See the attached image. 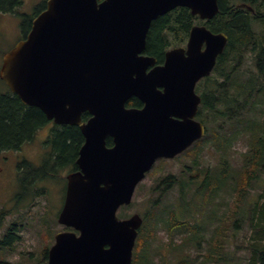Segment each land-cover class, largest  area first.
<instances>
[{
    "label": "water",
    "instance_id": "water-1",
    "mask_svg": "<svg viewBox=\"0 0 264 264\" xmlns=\"http://www.w3.org/2000/svg\"><path fill=\"white\" fill-rule=\"evenodd\" d=\"M176 8L201 20L218 0H47L31 29L2 57L0 79L20 102L85 137L78 172L67 175L59 232L47 264H131L141 219L121 221L138 182L158 158H174L204 135L195 120L196 84L210 75L227 43L223 33L194 26L186 47L143 56L150 25ZM141 109H127L131 98ZM91 116L81 123V115ZM110 135L114 148L98 137Z\"/></svg>",
    "mask_w": 264,
    "mask_h": 264
},
{
    "label": "trees",
    "instance_id": "trees-1",
    "mask_svg": "<svg viewBox=\"0 0 264 264\" xmlns=\"http://www.w3.org/2000/svg\"><path fill=\"white\" fill-rule=\"evenodd\" d=\"M226 1L218 0V14L202 24L213 33L226 34L227 45L212 74L196 86L202 98L197 120L206 129L199 144L203 141L208 147L222 150L223 155L213 171L208 165L202 167L197 160L204 147L196 148L192 166L195 173L201 174V179L196 180L197 177L188 171L187 175L181 173L185 176L182 183L171 182L169 176L162 182L166 186L183 187L176 202L181 211H176V204L171 205L164 211V217L157 212H161L162 206L155 204L152 211L144 215L142 229L146 222L149 225L141 230L132 264H173L168 256L175 257L174 253L182 256L177 255L175 264H220L228 260L227 243L235 240L238 230L249 232L241 244L246 257L239 259V264H264V0H230L252 8L253 14L240 7L234 13L227 8ZM21 3L22 0H0V13L14 12ZM197 20L186 8H177L157 18L150 25L144 53L163 61L169 48L186 41L192 26L198 24ZM30 24L31 21L26 34ZM247 62L250 66H246ZM0 83L4 87L0 88L1 154L19 150L23 144L31 142L47 120L38 108L23 105L1 80ZM85 117L83 115L82 119ZM53 134L51 153L41 166L18 164L17 204L23 198L20 195L23 188L44 181L62 167L61 161L67 164L76 155L81 140L76 127H64ZM240 135L247 137L248 143L240 165L231 168L225 153ZM221 193L231 197L225 200L226 209L217 216L219 206H224L216 204ZM209 207L210 212H207ZM183 210L191 214L186 215ZM15 226L4 241H0V249L7 248L14 238ZM158 229L166 234V242L158 240ZM0 264L10 263L0 258Z\"/></svg>",
    "mask_w": 264,
    "mask_h": 264
},
{
    "label": "rangeland",
    "instance_id": "rangeland-1",
    "mask_svg": "<svg viewBox=\"0 0 264 264\" xmlns=\"http://www.w3.org/2000/svg\"><path fill=\"white\" fill-rule=\"evenodd\" d=\"M46 2L47 0H22L17 10L11 12V14L0 15V61L2 54L12 48L25 35L30 20H33L34 13ZM247 63L246 66H250L249 62ZM0 88L4 89L1 83ZM48 126L44 125L38 130L33 140L25 143L19 151H5L0 154V239L14 223L16 224L14 232L18 236L11 241L10 247L0 249V258L7 260L10 264H47L46 253L54 244V235L63 229L57 223V215L63 206L65 177L70 171L67 165L49 174L45 181H38L32 187L27 185L28 188L25 190L23 188L20 193L23 197L20 202L17 204L15 200L19 189V174L16 176L15 161L25 158L33 166H41L45 159V156H43L45 150L44 139L47 135ZM241 135L246 136L245 134ZM241 135L232 142L231 148L225 153V159L231 168L240 165L242 154L246 150L248 138ZM208 139L211 140L209 137ZM206 146L207 144L202 141L201 144L191 147L185 154L158 163L155 169L148 173L147 177L139 184L131 207L126 209L124 213L126 215L136 213L142 216L152 211L155 204L162 206L159 213H163L169 206L176 204V211L179 213L181 207L176 203L180 197L179 188L171 186L163 190L158 187V184L169 174L173 176L177 183H182L185 176L181 173L187 175L188 171L197 177L196 180H200L201 174L195 173L192 158L195 151L201 147L204 148L200 157H197L198 162L202 167L208 165L214 171L219 164L220 157L223 155L221 154L222 150L208 146L206 148ZM62 162L64 163V161ZM45 174H48V172L45 171ZM52 174L53 177H51ZM26 175L30 176L31 173ZM155 188H158L159 191L155 192ZM220 195L222 198L217 199L216 204H224L225 200L231 197L224 193ZM210 207L212 208V206ZM210 207L207 212H210ZM225 209V204L224 206L220 205L219 211H216L217 216L222 214ZM183 212L186 215L191 214L185 210ZM163 216L166 215L163 214ZM181 219H185V217ZM20 225V230L16 231ZM147 225H149L148 222H146L145 227ZM248 235V231L238 230L235 240L227 243L228 260L220 264H239L238 260L246 257V251L241 248V244ZM157 236L160 242L167 241V236L164 235L163 230L158 229ZM174 255L175 257L168 256V259L174 262L173 264L178 261L177 255L181 256L175 253Z\"/></svg>",
    "mask_w": 264,
    "mask_h": 264
},
{
    "label": "flooded vegetation",
    "instance_id": "flooded-vegetation-1",
    "mask_svg": "<svg viewBox=\"0 0 264 264\" xmlns=\"http://www.w3.org/2000/svg\"><path fill=\"white\" fill-rule=\"evenodd\" d=\"M226 4H227V8L229 7V8H231V9H233L232 11L235 13L236 12V9L237 8H246V9H248V11L250 12V13H254V11L252 10V8H250V7H247L245 4H243V3H241V2H236V1H230V0H227L226 1ZM45 6H46V3H44V6H43V9L42 10H40L37 14L39 15L43 10H45ZM38 11V10H37ZM36 11V12H37ZM35 12V13H36ZM230 11L228 10L227 11V13H229ZM36 14V15H37ZM197 22H198V24L197 25H199V26H201V25H203L202 23H206V22H208V21H201V20H197ZM191 30V29H190ZM190 32V31H189ZM148 34V33H147ZM26 36V33H25V35L21 38V39H23L24 37ZM188 37H189V33H188V36H187V39H186V41L182 44V45H180V46H183V47H186V44H187V41H188ZM146 46V45H145ZM170 49V48H169ZM168 49V50H169ZM145 50V49H144ZM142 55L143 56H147V57H149V58H153L154 60H155V64L153 65V66H151V67H149L148 69H147V72H149L150 70H152L154 67H156V66H161V65H163V63H164V60L163 61H157V59L156 58H154V57H151V56H149V55H146L144 52L142 53ZM164 56H165V54H164ZM143 107V104H142V102L141 101H139L137 98H135V97H133V98H131L127 103H126V105H125V108H127V109H141ZM44 115V114H43ZM86 117H85V119H82L81 118V123L83 124V123H87L88 121H89V119L91 118V116L90 115H88V114H84ZM47 120V119H46ZM45 125H49L48 126V131H47V135H46V137H45V139H44V146H45V150H44V152H43V156H45L44 158H46L48 155H50V153H51V143H52V140H53V133H59L60 132V130L62 129V128H64V127H70V126H67V125H64V126H58V125H55V124H53V122H50V121H48L47 120V123L45 124ZM57 127V128H56ZM77 128V130H78V133H80V135H81V140H80V142H79V144L77 145V152H76V155L75 156H73L72 157V159L71 160H69V162H71V163H69V162H67V164H65V162H64V164H62L61 166H65V165H67L68 167H69V172H68V174L69 173H71V172H78L79 171V167H78V165H77V160H78V158H79V152H80V149H81V147L83 146V144H84V142H85V137L82 135V133H81V131H80V129L78 128V127H76ZM97 141H101L102 142V147L104 146V148L105 149H112V148H114V140H113V138L110 136V135H105V137L102 139V138H100V137H98L97 139H96ZM21 149V148H20ZM19 149V150H20ZM190 149V148H189ZM19 150H16V151H19ZM188 150V149H187ZM186 150V151H187ZM186 151L185 152H183V153H186ZM182 153V154H183ZM182 154H180V155H182ZM179 155V156H180ZM177 157V156H176ZM43 158V157H42ZM161 160H162V158H159L158 160H156L155 162H154V164H153V166H152V168H151V170L148 172V173H150L152 170H154L155 169V167H156V165L158 164V163H160L161 162ZM21 162H26V163H30L31 165H33L31 162H29L28 160H26L25 158H23L22 160H19V161H15V164H14V167L16 168V176L19 174V169H18V164L19 163H21ZM148 173H146V176H145V178L147 177V175H148ZM67 176V175H66ZM169 177H171L172 179H171V182H177L174 178H173V176H171V175H168ZM169 177H165L159 184H158V187H161L163 190H165V189H168V188H170L171 186H166V185H162V182L166 179L167 180V178H169ZM66 178V177H65ZM65 184H66V179H65ZM178 185V184H177ZM65 190H66V185L64 186V193H65ZM154 191L155 192H157V191H159L158 190V188H155L154 189ZM61 231H71L70 229H62ZM47 258V257H46Z\"/></svg>",
    "mask_w": 264,
    "mask_h": 264
}]
</instances>
